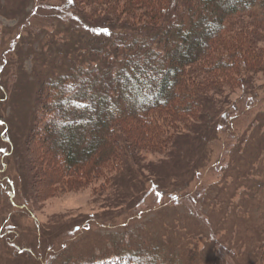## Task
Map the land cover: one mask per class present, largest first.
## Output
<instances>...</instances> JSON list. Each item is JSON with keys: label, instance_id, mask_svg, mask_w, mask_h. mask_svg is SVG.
Instances as JSON below:
<instances>
[{"label": "rangeland", "instance_id": "1", "mask_svg": "<svg viewBox=\"0 0 264 264\" xmlns=\"http://www.w3.org/2000/svg\"><path fill=\"white\" fill-rule=\"evenodd\" d=\"M106 1L0 0V264H119L141 247L178 264H264V40L257 67L236 72L244 83L232 80L216 107L202 102L192 131L155 113L173 135L158 143L131 118L119 136L127 166L65 170L45 111L66 90L49 80L69 76L83 47L108 43L93 30L118 38L147 22L124 13L137 0ZM233 23L243 43L264 36L256 20ZM214 109L219 129L205 134Z\"/></svg>", "mask_w": 264, "mask_h": 264}, {"label": "trees", "instance_id": "2", "mask_svg": "<svg viewBox=\"0 0 264 264\" xmlns=\"http://www.w3.org/2000/svg\"><path fill=\"white\" fill-rule=\"evenodd\" d=\"M137 2L133 11L124 9V13L142 11L141 19L147 22L138 27L141 29L136 31L131 30L134 25L125 26L130 28V34L122 33L114 38V30L92 31L83 23L85 29L95 34L96 40L104 38L108 43H95L88 50L87 46L83 47L80 65L72 63L69 76L49 80L52 92L66 90L58 96L60 105L45 112L46 125L58 130L62 163L68 172L81 169L85 163H90L99 173L110 162L116 165L120 162L124 167L127 163L119 149L123 144L119 136L131 118L153 126V138L158 143L171 141L173 135L167 130L170 126L179 130L181 125H186V132L192 131V116L202 102L216 107L222 94L230 91L232 80L244 83L235 73L248 74L247 66L257 67L260 60L261 53H257L256 46L264 36L252 37L243 43L242 30L236 35L232 26L233 20L243 18L256 20L258 27L259 22L263 24L258 18L264 20V0ZM214 110L217 112L206 117L212 125H205V134H214L218 128L222 110ZM164 111L167 118L163 121L168 128L157 123L156 117L154 120L155 113ZM261 233L264 243V231ZM157 250L141 247L126 254L119 264H178L170 256L163 258Z\"/></svg>", "mask_w": 264, "mask_h": 264}, {"label": "snow or ice", "instance_id": "3", "mask_svg": "<svg viewBox=\"0 0 264 264\" xmlns=\"http://www.w3.org/2000/svg\"><path fill=\"white\" fill-rule=\"evenodd\" d=\"M69 2H71V0H69ZM106 31V30H105Z\"/></svg>", "mask_w": 264, "mask_h": 264}]
</instances>
